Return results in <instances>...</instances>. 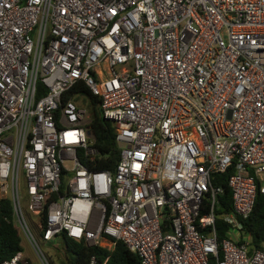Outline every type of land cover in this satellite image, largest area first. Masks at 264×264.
Instances as JSON below:
<instances>
[{"label":"built area","instance_id":"2783aa9c","mask_svg":"<svg viewBox=\"0 0 264 264\" xmlns=\"http://www.w3.org/2000/svg\"><path fill=\"white\" fill-rule=\"evenodd\" d=\"M80 83L115 125L114 171L92 170ZM260 194L264 0H0V210L40 264L63 235L142 264H264L244 225Z\"/></svg>","mask_w":264,"mask_h":264},{"label":"trees","instance_id":"16d2710c","mask_svg":"<svg viewBox=\"0 0 264 264\" xmlns=\"http://www.w3.org/2000/svg\"><path fill=\"white\" fill-rule=\"evenodd\" d=\"M72 96L77 102L85 104L91 114V133L96 139L95 146L100 151V156L94 162L92 170L114 171L121 158V148L116 141L115 125L104 117L100 107L101 99L83 83L73 88L67 98L70 99ZM222 184L226 186L224 178ZM232 207V193L227 188L221 200L219 213H230ZM244 225L246 231L252 234V250H264V195L258 196L254 211L250 218L244 221ZM227 228L222 220H218L219 239L227 237ZM61 241L70 262L58 258L56 264H89L90 258L94 255L102 261L110 257L107 264H142L140 256L132 252L123 241L117 242L113 252L97 246H89L85 241H75L66 235L62 236ZM22 251H24L23 238L14 224L12 206L7 202L0 210V264ZM51 262L55 264L53 259ZM211 264H216V260H212Z\"/></svg>","mask_w":264,"mask_h":264},{"label":"rangeland","instance_id":"374dc122","mask_svg":"<svg viewBox=\"0 0 264 264\" xmlns=\"http://www.w3.org/2000/svg\"><path fill=\"white\" fill-rule=\"evenodd\" d=\"M42 249L47 253L46 255L48 256L49 260L53 259V262L56 264V260L59 259H64L68 262L69 257L68 254L63 246V242L61 239H55L51 244H44L41 242ZM23 250L28 259L33 263V264H40L38 256L34 253L32 250L29 242L23 237ZM50 256V257H49ZM50 260V262H51ZM52 263V262H51Z\"/></svg>","mask_w":264,"mask_h":264}]
</instances>
